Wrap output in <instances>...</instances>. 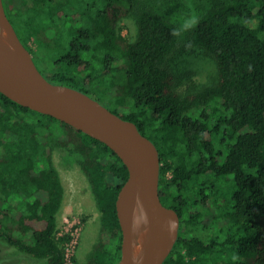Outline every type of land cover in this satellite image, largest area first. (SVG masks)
<instances>
[{
    "label": "trees",
    "instance_id": "16d2710c",
    "mask_svg": "<svg viewBox=\"0 0 264 264\" xmlns=\"http://www.w3.org/2000/svg\"><path fill=\"white\" fill-rule=\"evenodd\" d=\"M2 1L35 61L46 48L48 67L36 63L49 81L98 99L92 84L101 85L120 61L129 102L114 112L147 137L155 122L175 130L178 144L170 137L154 142L160 200L180 216L163 264H264V0H215L197 16L189 43L215 61L216 72L184 89L170 65L177 26L148 0L93 1L94 14L88 0ZM130 16L136 31L128 39L119 22ZM55 148L77 154L100 212L86 264H116L115 200L128 176L123 161L98 139L1 92L0 240L43 264H66L72 236L58 228L64 188ZM112 238L117 244L108 248Z\"/></svg>",
    "mask_w": 264,
    "mask_h": 264
},
{
    "label": "water",
    "instance_id": "95a60500",
    "mask_svg": "<svg viewBox=\"0 0 264 264\" xmlns=\"http://www.w3.org/2000/svg\"><path fill=\"white\" fill-rule=\"evenodd\" d=\"M0 92L107 145L123 161L127 179L115 200L121 230L116 264H163L179 234L180 216L160 200L159 151L137 125L74 87L49 81L18 37L0 0ZM139 245L134 255L133 246Z\"/></svg>",
    "mask_w": 264,
    "mask_h": 264
},
{
    "label": "rangeland",
    "instance_id": "374dc122",
    "mask_svg": "<svg viewBox=\"0 0 264 264\" xmlns=\"http://www.w3.org/2000/svg\"><path fill=\"white\" fill-rule=\"evenodd\" d=\"M98 0H88L90 7ZM215 0H148L162 16L174 22L179 28L183 21L192 16H198ZM74 2V1H73ZM97 6H92L90 12L96 13ZM121 33L128 39L135 35V22L132 16L119 22ZM188 30L179 37V46L176 48L170 65L180 79L179 88L184 89L190 84H202L209 82L215 75V61L203 51L192 46L188 40ZM63 38V37H62ZM60 37L53 40V50L56 55L60 46ZM28 45L36 47V43L30 39ZM41 59L35 57L38 65L43 70L48 67L46 60V48L39 49ZM120 62V61H119ZM116 63L117 71L105 73L101 85L92 84V95H95L101 103L113 111L124 110L128 105V99L123 97L124 80L122 63ZM116 72V73H115ZM98 86V87H97ZM149 138L158 143L157 138L170 137L178 144V137L172 126L154 125L146 127ZM179 152V149H178ZM77 154L69 153L64 149L55 148L52 151V161L59 171L64 188V198L57 214L58 228L60 232H69L72 241L68 245L67 264H86L93 244L96 242L100 230V212L96 206L95 198L90 190L88 181L77 162ZM117 244L116 239H111L108 248ZM75 259V263L74 260ZM43 264L44 260L34 259L0 240V264Z\"/></svg>",
    "mask_w": 264,
    "mask_h": 264
},
{
    "label": "clouds",
    "instance_id": "9594fccd",
    "mask_svg": "<svg viewBox=\"0 0 264 264\" xmlns=\"http://www.w3.org/2000/svg\"><path fill=\"white\" fill-rule=\"evenodd\" d=\"M198 23H199V18L196 15H192L186 18L179 28L174 29L172 35L180 37L182 33L187 32L188 30L194 28ZM237 259H239L238 256H233V260H237Z\"/></svg>",
    "mask_w": 264,
    "mask_h": 264
},
{
    "label": "bare ground",
    "instance_id": "6f19581e",
    "mask_svg": "<svg viewBox=\"0 0 264 264\" xmlns=\"http://www.w3.org/2000/svg\"><path fill=\"white\" fill-rule=\"evenodd\" d=\"M132 249H133L134 255H137V253H139L140 246L139 245L133 246Z\"/></svg>",
    "mask_w": 264,
    "mask_h": 264
},
{
    "label": "built area",
    "instance_id": "2783aa9c",
    "mask_svg": "<svg viewBox=\"0 0 264 264\" xmlns=\"http://www.w3.org/2000/svg\"><path fill=\"white\" fill-rule=\"evenodd\" d=\"M71 241H72V240H71ZM69 244H70V243H69ZM69 244H68V245H69ZM68 245H67V247H66V264H67V261H68V258H69V257H68Z\"/></svg>",
    "mask_w": 264,
    "mask_h": 264
},
{
    "label": "flooded vegetation",
    "instance_id": "af4514ba",
    "mask_svg": "<svg viewBox=\"0 0 264 264\" xmlns=\"http://www.w3.org/2000/svg\"><path fill=\"white\" fill-rule=\"evenodd\" d=\"M33 57V56H32ZM34 60V59H33ZM34 62H35V64L37 65V63H36V61L34 60ZM37 67H38V65H37ZM39 68V67H38ZM159 195H160V198L162 197L163 198V193H159Z\"/></svg>",
    "mask_w": 264,
    "mask_h": 264
}]
</instances>
